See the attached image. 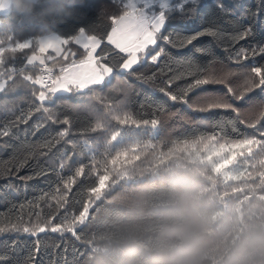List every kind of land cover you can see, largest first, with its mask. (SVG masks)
I'll return each instance as SVG.
<instances>
[{"label":"trees","instance_id":"16d2710c","mask_svg":"<svg viewBox=\"0 0 264 264\" xmlns=\"http://www.w3.org/2000/svg\"><path fill=\"white\" fill-rule=\"evenodd\" d=\"M77 3L75 13L63 12L55 0H42L35 7L25 3L21 12L13 8L11 0L8 12L0 14V37L7 41L11 35V43L15 44L51 32L74 35L79 27H85L86 34L102 40L98 55L104 50L111 54L110 59L116 56L118 50L107 43L106 36L112 27L110 16L123 11L124 1L77 0ZM221 4L224 10L217 7ZM209 26H214L225 39L203 35L183 48L158 40L157 45L151 47L153 52L164 49L165 55L159 63L146 57L134 66L133 73H121L117 69L114 76L106 80L105 85L97 86L95 91L83 90L54 97L46 104L54 114L52 119L67 117L71 122L70 134L63 138L58 134L64 130V125L50 122L42 112L35 111L37 102L31 88L19 86L0 92V126L11 125L12 132L0 137V223L23 222L27 226L38 222V216L42 221L52 215H55L52 224L65 217L70 221L72 215H79L83 210L87 188L95 183V176L86 168L89 178H79L67 195V204L57 209L53 196L60 195L56 189L61 177L71 174L68 168L59 170L62 157L68 154L89 164L93 155L99 161L109 151L127 150L130 153L127 163L113 172L111 183L90 207L85 224L76 226V235L68 231H46L38 236L4 232L0 234V264H91L101 243L112 237L115 222L134 213L143 202L150 206L159 203L165 195L166 178L177 169L200 177L202 192L213 201L218 222L233 201L249 198L253 193L264 195V183L259 179L264 169L259 165L253 168L255 160L249 158L247 163H241V167L247 169V175L225 184L211 164L196 161L195 158L202 155L200 151L178 144V140L208 134L227 140L245 137L264 140L257 130L259 125L256 129L249 126L253 122L251 115L264 105V91L258 88L246 91L245 84L251 68L264 67V53L259 52L264 47V0H199L194 11L188 14L171 12L160 35L190 36ZM246 29H250L246 39L235 44L228 42L232 35ZM0 46H7V43ZM65 47L75 51L77 59L81 58L83 49L78 45L70 43ZM240 49L245 51L247 58H235V51ZM30 53L31 49L17 51L7 66L25 67L30 71L32 66H27L25 60ZM118 61L119 57H116L112 63ZM228 72L233 74L228 77L227 86L243 94L242 99L233 100L225 85H207L188 94L192 104L189 108L170 100L162 91L171 90L179 95L192 79L189 73L222 76ZM173 75L179 78L167 84ZM208 97L222 98L232 103L237 111H196ZM109 105L138 120L158 119L160 124L156 130L150 125H141L139 129L132 125H117L108 115ZM30 109L33 115L27 123H14L22 111ZM98 119L106 122V128L86 131ZM117 128L121 137L113 142L114 147L108 146L106 141ZM133 146L135 152H132ZM258 153L260 147L253 146V154ZM25 157L26 162L18 167V162L24 161ZM243 159L237 156L238 162ZM149 210L150 207H146L145 214ZM87 241L90 242L88 246ZM32 253L35 254L30 258Z\"/></svg>","mask_w":264,"mask_h":264},{"label":"snow or ice","instance_id":"6c2138e0","mask_svg":"<svg viewBox=\"0 0 264 264\" xmlns=\"http://www.w3.org/2000/svg\"><path fill=\"white\" fill-rule=\"evenodd\" d=\"M198 3L199 0H178L176 3H173L172 0H126L123 3V11L110 16L112 27L110 34L106 36V40L109 45L114 46V50H118L116 56L111 57V59L109 58L111 54L105 53L104 50H101L99 55L97 54V49L100 48L102 40L96 35L86 34L85 27H79L77 34L74 35L51 34L38 39H26L15 44L11 43L13 39L11 35L7 37V41L0 37V45L7 43V46H0V92L19 86L31 88L32 95L37 102L35 111L42 112L50 122L64 125V130L59 132L58 135L61 138L66 137L70 134V119L65 117L64 119L57 118L53 120L54 114L46 106L48 102L57 96V93H81L83 90L95 91L97 86L105 85L106 79L113 77L117 69L121 73H133L135 71L134 66L138 65L146 57L150 58L153 63H159L161 57L165 55L164 49L161 48L153 52L151 47L156 46L158 40H164L171 44L172 47L183 48L192 44L193 41L203 35L221 40L225 39L220 32L214 29V26H209L201 32L190 36L172 38L160 35L171 12L178 11L181 14H188L194 11ZM217 7L224 10L222 4L217 5ZM249 34L250 29L238 32L228 38V42L235 44L240 40L246 39ZM70 43H74L83 49L81 58L77 59V53L71 48L65 47ZM25 49H31V53L25 57V60L26 65L32 66V69L29 71L25 67L19 69L8 67L11 57L17 51ZM259 52L264 53V47L260 48ZM6 53L8 56H6ZM234 55L237 60L241 56L247 58L243 49L235 51ZM70 56L72 57L71 59H69ZM58 57L59 59H57ZM116 57H119V61L114 64L112 60L116 59ZM63 61H67V63H63ZM232 74V72H228L222 76H201L196 73H189L188 75L192 79L185 84L179 95L173 94L171 90L162 89V91L170 100L183 103L189 108L192 107V104L190 103L191 97L188 94L207 85H225L227 93L233 100L242 99L243 94L236 93L231 87L227 86L228 77ZM177 78H179L178 75L170 76L166 83L170 85ZM245 84L246 91H251L255 88L264 91V67L251 68ZM216 109L237 111L232 103L215 97L205 98L202 106L197 107L195 110L205 113ZM107 112L111 119L116 121L117 125H132L137 129L141 125H150L152 130H156L160 124L158 119L138 120L131 114L123 113L110 105L107 106ZM32 115L33 111L31 109L22 111L14 123L17 125L27 123ZM237 120H239V116H237ZM261 120H264V112H260L254 122L249 123V126L256 129L257 124H260V129H264V123H260ZM106 126L104 120L98 119L94 126L86 131L95 132L105 129ZM39 127L40 125L38 124L37 128ZM260 129L257 130L260 131ZM11 134V125L0 126V137ZM260 134L264 136V131H260ZM119 137H121V131L117 128L110 133L106 144L113 146V142H116ZM178 144L184 148H194L200 151L225 184L232 180H239L248 174L247 169L241 167V163H247L249 158L256 161L253 164V168L259 165V168L264 169V140H258L254 137L227 140L224 137H218L216 134H208L199 135L191 139L178 140ZM253 146H259L260 153L254 155ZM237 149L242 150L236 151ZM135 151L136 147L133 146L132 152ZM129 155L130 153L127 150L109 151L101 160L98 161L96 156L93 155L90 163L84 164L80 162L78 157L73 159L72 156L65 154L59 163V170L62 172L65 168H68L71 174L61 177L60 185L56 189V192L60 193V195L53 196L57 209L67 204V195L79 178H89L86 176V168L92 176H95V183L87 188L86 203L80 214L72 215L70 221L67 220V217L62 218L56 224L51 223V220L55 219V215L42 221L38 216V222L30 223L27 226L23 222L0 223V234L4 232H23L30 236H38L46 231H68L76 235V226L85 224L90 207L93 206L111 183L113 172L127 163ZM237 156L244 158L243 161L238 162ZM257 156L260 158L257 159ZM26 160L27 157H25L24 161L18 162L17 166L22 167ZM229 165L234 167L229 168ZM26 179H30V177ZM259 179L261 183H264V171L259 174ZM89 243L88 241L86 242L87 246ZM34 254H30V258Z\"/></svg>","mask_w":264,"mask_h":264},{"label":"clouds","instance_id":"9594fccd","mask_svg":"<svg viewBox=\"0 0 264 264\" xmlns=\"http://www.w3.org/2000/svg\"><path fill=\"white\" fill-rule=\"evenodd\" d=\"M42 0H12L14 9ZM75 13L77 0H55ZM264 112V105L259 109ZM154 206L141 203L118 219L91 264H264V195L232 202L218 222L200 177L177 169ZM150 207L145 214L144 209Z\"/></svg>","mask_w":264,"mask_h":264},{"label":"rangeland","instance_id":"374dc122","mask_svg":"<svg viewBox=\"0 0 264 264\" xmlns=\"http://www.w3.org/2000/svg\"><path fill=\"white\" fill-rule=\"evenodd\" d=\"M124 2H126V0H123ZM173 3H176L178 2V0H172ZM10 3H11V0H0V14H3V13H6L8 12L9 8H10ZM158 8V6H157ZM111 32V31H110ZM51 34H55V33H45L43 34L42 36H46V35H51ZM110 34V33H109ZM40 36V37H42ZM39 37V38H40ZM80 47V46H79ZM109 79V78H108ZM106 79V80H108ZM62 94H65V93H57V95H62ZM260 110L258 109V111L254 112L251 116L253 117V122L254 120L258 117V115L260 114ZM260 123H264V120H261ZM259 125V128L260 129V124H257V126ZM260 131H264V129H260ZM259 131V132H260ZM261 136V135H260ZM264 137V136H262ZM196 161H205V162H208V159L204 156V155H198L196 158ZM209 163V162H208ZM210 164V163H209ZM234 167L233 165H229V168H232Z\"/></svg>","mask_w":264,"mask_h":264}]
</instances>
